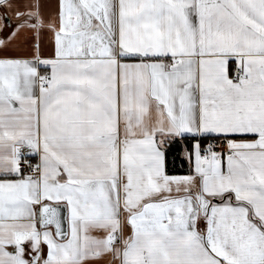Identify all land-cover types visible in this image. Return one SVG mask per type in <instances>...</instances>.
Here are the masks:
<instances>
[{
  "label": "snow or ice",
  "instance_id": "obj_1",
  "mask_svg": "<svg viewBox=\"0 0 264 264\" xmlns=\"http://www.w3.org/2000/svg\"><path fill=\"white\" fill-rule=\"evenodd\" d=\"M0 264H264V0H0Z\"/></svg>",
  "mask_w": 264,
  "mask_h": 264
},
{
  "label": "trees",
  "instance_id": "obj_2",
  "mask_svg": "<svg viewBox=\"0 0 264 264\" xmlns=\"http://www.w3.org/2000/svg\"><path fill=\"white\" fill-rule=\"evenodd\" d=\"M180 144L170 143L169 148L165 151L166 153V172L168 174H185L186 172L179 169V165H182L183 160L180 159V153L182 151ZM175 163V165H174ZM175 166V167H173ZM188 173V172H187Z\"/></svg>",
  "mask_w": 264,
  "mask_h": 264
},
{
  "label": "crops",
  "instance_id": "obj_3",
  "mask_svg": "<svg viewBox=\"0 0 264 264\" xmlns=\"http://www.w3.org/2000/svg\"><path fill=\"white\" fill-rule=\"evenodd\" d=\"M45 3L51 5V4L55 3V0H45ZM175 143L179 144V142H175ZM169 146H170V143L166 144L163 150L166 151L169 148ZM180 159L183 160V163H182V165H179V169H182L181 167H183L182 170H184L186 173L185 174H169V175H186L187 174V172L189 170V163H188V160L185 158V156L183 154V149H182V151L180 153ZM174 165H175V163H174ZM173 167H175V166H173ZM165 170H166V161H165Z\"/></svg>",
  "mask_w": 264,
  "mask_h": 264
},
{
  "label": "rangeland",
  "instance_id": "obj_4",
  "mask_svg": "<svg viewBox=\"0 0 264 264\" xmlns=\"http://www.w3.org/2000/svg\"><path fill=\"white\" fill-rule=\"evenodd\" d=\"M184 154V153H183Z\"/></svg>",
  "mask_w": 264,
  "mask_h": 264
}]
</instances>
